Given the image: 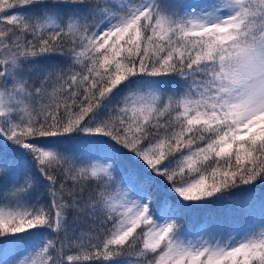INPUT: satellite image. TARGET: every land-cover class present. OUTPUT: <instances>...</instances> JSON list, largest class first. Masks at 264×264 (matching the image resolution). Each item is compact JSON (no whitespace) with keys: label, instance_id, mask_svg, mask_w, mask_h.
<instances>
[{"label":"trees","instance_id":"16d2710c","mask_svg":"<svg viewBox=\"0 0 264 264\" xmlns=\"http://www.w3.org/2000/svg\"><path fill=\"white\" fill-rule=\"evenodd\" d=\"M225 7L194 31V10ZM0 18L37 56L33 129L14 128L53 154L55 137L80 142L52 166L85 236L69 261L264 264V117L245 122L213 85L220 59L264 43V0H4ZM2 157L0 253L29 224Z\"/></svg>","mask_w":264,"mask_h":264},{"label":"rangeland","instance_id":"374dc122","mask_svg":"<svg viewBox=\"0 0 264 264\" xmlns=\"http://www.w3.org/2000/svg\"><path fill=\"white\" fill-rule=\"evenodd\" d=\"M234 12L229 7L211 15L194 10V31L210 34L216 23L230 20ZM11 24L0 18V156L10 171V178L2 181V189L5 195L12 197L14 207L26 213L29 224L12 232L23 231L22 240L3 249L0 264L4 261L14 264H75L69 261L67 253L83 239L84 232H75L68 222L62 201L65 202L70 192L52 166L60 169L63 163L73 164L75 159L70 153L80 142L55 137L54 144L58 150L53 154L45 147L37 148L36 142L26 139L23 132L14 128L29 125L33 129V79L37 56L27 51L23 36ZM238 54V63L233 66L220 59V66L213 75V85L219 90H230L227 106L237 107L243 120L251 124L253 120L264 117V43L239 48ZM5 140L11 144L7 145ZM12 173L22 176V185L14 182ZM40 212L43 215H39Z\"/></svg>","mask_w":264,"mask_h":264}]
</instances>
